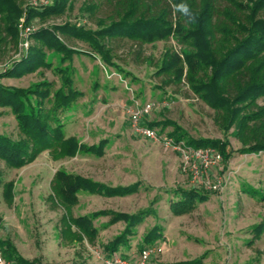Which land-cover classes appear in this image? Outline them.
<instances>
[{
  "label": "rangeland",
  "instance_id": "obj_1",
  "mask_svg": "<svg viewBox=\"0 0 264 264\" xmlns=\"http://www.w3.org/2000/svg\"><path fill=\"white\" fill-rule=\"evenodd\" d=\"M17 1L23 6L50 2ZM83 2L78 0L73 11L62 17L47 22L36 20L32 29L66 21L96 29L99 20L111 13L112 8L105 4L96 16L84 14L80 10ZM3 35L0 72L22 54L21 44L16 46L9 36ZM66 42L70 47L94 53L88 44L76 39ZM169 49L180 53L182 47L175 40L143 46L126 39L113 41V61L123 73L105 65L100 57L85 54L75 57L74 84L84 96L70 111L62 113L66 135L76 137L84 145L107 139L106 154L98 158L80 153L73 158L54 160L45 151L19 170L0 162L4 182L13 181L15 185V198L11 203L0 186V240L9 239L20 255L36 264H104L105 247L124 230V223L111 226L110 218H100L95 221L97 237L91 241L83 236V240L78 241L77 228L65 229L71 226L72 219L99 210L135 213L152 205L157 196L159 201L153 204L156 214L147 217L136 229L129 247L121 248L123 253L138 251L144 234L158 223L164 228V239L155 244L160 251L150 264H179L204 254L203 264H264V257L256 253H264V234L256 239L252 232L264 221V203L241 190L242 185L264 190V153H239L242 145L232 135L225 138L216 123L214 110L196 96L185 81L175 84L168 76L156 74ZM127 72L129 74L125 75ZM44 79L60 85L58 76L45 69L23 79L0 82L25 88ZM95 84L99 85L98 90H94ZM260 102L264 104V99ZM146 104L152 105V111L142 120L145 126L152 121L171 120L194 139L230 141L234 156L229 163L221 162L211 168L205 177L210 188L202 181H194L192 167L184 164L179 152L166 146L164 139L168 138L172 127L164 132L156 128L158 140L147 139L136 132L129 112ZM0 134L18 137L17 122L9 112L0 117ZM58 171L112 186L140 181L142 188L138 194L126 198L81 192L78 205L67 208L52 188ZM218 185L220 188H214ZM192 187L209 193V201L198 204L191 213L175 216L170 208V201L175 200L171 191ZM250 241L252 246H249Z\"/></svg>",
  "mask_w": 264,
  "mask_h": 264
},
{
  "label": "trees",
  "instance_id": "obj_2",
  "mask_svg": "<svg viewBox=\"0 0 264 264\" xmlns=\"http://www.w3.org/2000/svg\"><path fill=\"white\" fill-rule=\"evenodd\" d=\"M77 1L50 0L47 4L23 6L17 0H0V60L1 46L5 43L3 34L19 46L25 41L20 26L31 28L28 47L0 72V80L23 79L42 69L53 71L60 79L59 86L44 79L25 88L0 82V117L9 112L19 130L17 138L0 134V162L19 170L45 151L54 160L73 158L80 153L104 157L109 141L102 139L97 144L84 145L74 136L67 137L62 113L70 111L84 96L74 84L75 57L84 54L100 57L105 65L123 73L113 61V41L125 39L140 46L175 40L182 47L181 52L166 50V59L156 74L168 76L175 84L185 81L190 90L214 110L216 123L225 138L232 135L242 145L239 153H264V104L260 102L264 99V0H84L80 10L90 16H96L105 4L112 8L109 15L99 20L96 29L71 21L32 29L36 20L47 22L70 13ZM180 3L190 6L195 13L194 19L189 21L174 10ZM68 39L88 44L94 53L70 47ZM98 88L95 84L94 90ZM147 126L160 128L161 132L172 127L168 137L175 143L211 148L221 156L224 164L234 156L228 139H194L171 120L152 121ZM4 176L0 167V186L11 203L15 198V185L13 181L4 182ZM52 188L63 205L73 208L78 205L81 192L126 198L138 194L142 183L112 186L58 171ZM241 190L264 203V190L251 185H242ZM171 192L175 200L170 201V208L175 216L191 213L198 204L210 198L209 193L196 187L176 188ZM158 201L156 196L152 205L131 214L99 210L78 216L65 229L72 230L74 226L79 233L75 235L76 240L81 241L86 236L92 241L99 233L96 220L108 217L111 226L123 222L124 230L107 244L104 258L117 255L135 262L143 250L164 239V228L157 223L144 234L138 251L132 254L121 251L122 247H129L130 237L147 217L156 214L153 204ZM252 232L259 239L264 234V221ZM252 245L250 241L249 246ZM0 248L10 264H36L20 255L9 239L0 240ZM256 253L264 257L263 252ZM205 258L204 254L179 264H203Z\"/></svg>",
  "mask_w": 264,
  "mask_h": 264
},
{
  "label": "built area",
  "instance_id": "obj_3",
  "mask_svg": "<svg viewBox=\"0 0 264 264\" xmlns=\"http://www.w3.org/2000/svg\"><path fill=\"white\" fill-rule=\"evenodd\" d=\"M20 27L22 29V38L25 40L24 43L21 44L22 49H24L28 47L27 37L31 28H23L22 26ZM151 111L152 105L146 104L141 106V108L131 110L129 114L131 117V122L137 133L141 134L147 139L158 140V132L155 129L142 124L144 116L149 115ZM164 140L166 141V146L168 148H172L180 153L186 166L192 167L193 180L202 181L210 188L211 184L209 180L205 179V177L209 174L212 167L220 164L222 160L221 156L211 148L188 147L183 142L179 144L175 143V141L169 137ZM214 188H220V185L215 186ZM159 251L160 250L157 248V246H150L139 254V257L135 262H131L125 257L117 255L111 258H103V261L104 264H150L152 258L157 256ZM0 264H10L5 258L1 248Z\"/></svg>",
  "mask_w": 264,
  "mask_h": 264
},
{
  "label": "clouds",
  "instance_id": "obj_4",
  "mask_svg": "<svg viewBox=\"0 0 264 264\" xmlns=\"http://www.w3.org/2000/svg\"><path fill=\"white\" fill-rule=\"evenodd\" d=\"M174 10L179 12L184 17L188 18L189 21L195 18V13L187 3H180L178 5H175Z\"/></svg>",
  "mask_w": 264,
  "mask_h": 264
}]
</instances>
